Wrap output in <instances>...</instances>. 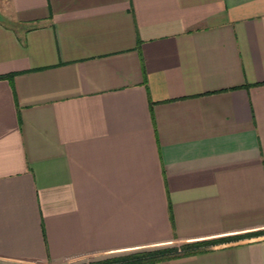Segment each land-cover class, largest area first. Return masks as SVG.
Masks as SVG:
<instances>
[{"label":"crops","instance_id":"1","mask_svg":"<svg viewBox=\"0 0 264 264\" xmlns=\"http://www.w3.org/2000/svg\"><path fill=\"white\" fill-rule=\"evenodd\" d=\"M226 238L151 264H264V0H0V264Z\"/></svg>","mask_w":264,"mask_h":264},{"label":"trees","instance_id":"2","mask_svg":"<svg viewBox=\"0 0 264 264\" xmlns=\"http://www.w3.org/2000/svg\"><path fill=\"white\" fill-rule=\"evenodd\" d=\"M10 76L11 75H8V77ZM233 240L237 239L226 238L216 241H204L191 244L175 245L172 247L144 250L124 256L112 257L80 264H151L195 254L199 251L218 246L219 244L228 243Z\"/></svg>","mask_w":264,"mask_h":264}]
</instances>
